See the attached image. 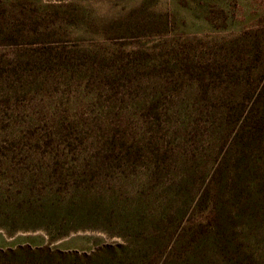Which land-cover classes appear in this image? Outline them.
Here are the masks:
<instances>
[{
	"label": "rangeland",
	"instance_id": "obj_1",
	"mask_svg": "<svg viewBox=\"0 0 264 264\" xmlns=\"http://www.w3.org/2000/svg\"><path fill=\"white\" fill-rule=\"evenodd\" d=\"M34 2L62 207L0 264H264V0Z\"/></svg>",
	"mask_w": 264,
	"mask_h": 264
},
{
	"label": "trees",
	"instance_id": "obj_2",
	"mask_svg": "<svg viewBox=\"0 0 264 264\" xmlns=\"http://www.w3.org/2000/svg\"><path fill=\"white\" fill-rule=\"evenodd\" d=\"M36 12L34 0H0V232L9 236L41 231L62 207L61 177L37 132L34 46L42 33ZM252 118L243 114L241 132ZM218 173L216 167L202 194L215 187Z\"/></svg>",
	"mask_w": 264,
	"mask_h": 264
}]
</instances>
